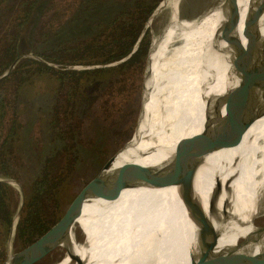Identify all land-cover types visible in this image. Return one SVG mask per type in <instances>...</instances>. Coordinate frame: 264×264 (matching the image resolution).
<instances>
[{"label": "rangeland", "instance_id": "obj_1", "mask_svg": "<svg viewBox=\"0 0 264 264\" xmlns=\"http://www.w3.org/2000/svg\"><path fill=\"white\" fill-rule=\"evenodd\" d=\"M29 1L0 2V63L10 58L6 53L8 48L14 46L17 50L13 63L0 75L7 101L0 131V161L5 162L11 173L5 175L0 166V182L9 185L6 204L12 218L6 225L0 214V264L9 254L22 248L16 224L26 197L31 195L33 182L44 174L45 168L50 177L61 176H58L61 181L56 192L49 191L43 197L44 217L52 225L103 164L132 140L145 93L149 90L145 80L152 39L165 27L152 45L150 68L153 72L152 54L168 34L171 19L177 14L179 20L196 22L220 7L224 0H179L176 14L173 8L164 4L151 20L152 14L142 25L138 20L137 25H141L139 38L147 32L146 49L132 64L126 62L134 51L129 57L112 62L105 59L110 50L117 48L115 39L123 32V20L113 19L122 12H130V18L134 16L138 0H103L99 3L92 0H39L29 20L19 27L17 24ZM140 1L142 5L143 0ZM161 1L150 0L153 4L158 2L157 7ZM179 44V41L171 43L163 57L167 59ZM169 62L159 63L156 81L158 96L169 92L168 110L173 106L176 91L167 84L170 82L167 76L174 73ZM41 66L73 71L74 74L61 82L54 71L44 70ZM17 67V72L12 74L11 70ZM90 70L104 71L87 73ZM158 96L155 95L154 102L156 114L165 119L168 110L165 112L162 108L166 105L160 107L163 102ZM171 125L173 129L178 126L175 121ZM11 127L13 135H8ZM166 127L164 130L168 133ZM123 157L121 155L120 159ZM123 200L120 206L110 208L117 209L108 210L107 217L115 211L110 218L114 226L107 223L108 219L93 231L95 222L101 217V209L106 207V200L95 198L81 211L77 225L72 228L73 241L78 245L77 255L66 264L81 263L89 240L94 238L99 245L107 237L119 238L117 234L124 236L131 230L135 214L131 201L127 197ZM257 207L255 224L261 226L264 223V188L257 192ZM120 248L110 249L106 254H113ZM242 250L254 251V246L246 244ZM66 254L65 247L59 246L37 264H58Z\"/></svg>", "mask_w": 264, "mask_h": 264}, {"label": "bare ground", "instance_id": "obj_2", "mask_svg": "<svg viewBox=\"0 0 264 264\" xmlns=\"http://www.w3.org/2000/svg\"><path fill=\"white\" fill-rule=\"evenodd\" d=\"M178 2L179 0H166L164 4L173 8L176 14ZM235 10L237 18L225 24L227 42L219 37L220 26L226 20V10L222 5L196 22L179 20L177 14L176 17H171L168 34L158 43L157 49H153H156L152 54L153 72L150 68V76L145 81V85L151 90L142 105L138 127L132 140L115 154L109 173L131 163L158 167L170 162L177 141L201 132L204 109L211 108L213 98L237 86L238 78L231 69L230 53L234 50L240 59L246 50L259 42L264 43V0H236ZM174 41H179L180 44L165 59L164 50ZM167 61H170V69L174 72L167 76L170 81L167 84L176 88L173 106L169 110L166 105L169 92L159 96L156 93L159 63L164 65ZM156 94L162 97L163 104H159L160 107L166 105L162 108L165 112L168 110L165 119L156 114ZM253 109L241 113L238 121L240 128L246 125ZM173 121L178 124L176 129L171 125ZM165 126L168 133L164 130ZM121 155H124L122 159ZM216 182L222 190L215 204L214 216L208 214ZM263 187L264 114L244 131L238 144L207 152L195 173L186 181L163 187L142 180L134 187L122 190L115 199L108 200L106 207L99 213L101 217L95 222L93 231L108 219L110 221L107 223L115 225L110 219L115 211L107 217L110 212L108 210L117 204L120 206L119 203L126 200V197L131 201L135 222L124 236L117 234L119 238L107 237L99 245H96V239L89 240L80 264H190L188 256L182 260L180 245L185 235L189 251L193 253L196 250V226L188 220L182 205L183 196L192 189L212 226L219 232L216 250L233 247L246 233L248 235L255 230L251 219L258 208V188ZM250 197L254 199V203H248ZM93 199L95 198L87 199L81 211ZM224 202L228 216L225 219L220 214L224 210ZM185 227L189 229L187 235ZM177 228L180 229L177 231ZM95 236L100 237L98 234ZM56 244L69 250L65 259L58 264H66L77 255L78 245L73 241L71 231L61 234ZM250 246H254L252 252L255 254L263 251L264 238ZM115 247L121 248L113 254H106Z\"/></svg>", "mask_w": 264, "mask_h": 264}, {"label": "water", "instance_id": "obj_3", "mask_svg": "<svg viewBox=\"0 0 264 264\" xmlns=\"http://www.w3.org/2000/svg\"><path fill=\"white\" fill-rule=\"evenodd\" d=\"M165 1L162 0L159 3L149 20L154 17L158 8L164 6ZM221 5L226 10V20L220 26L219 37L220 40L227 42L224 34L225 24L237 18L236 0H224ZM161 34L152 39L148 54L146 79L151 73L150 54L152 45ZM140 39H138L131 53L136 50ZM229 61L233 74L238 78L237 86L226 90L221 96L213 98L211 108L204 109V122L201 132L177 141L170 162L158 167L131 163L125 168L109 173L108 170L115 158V155L112 156L103 164L101 170L77 192L55 223L34 241L9 254L3 264H37L43 260L55 248L59 247L56 242L61 234L66 231L72 232V228L77 225L76 221L81 214L82 205L87 199L113 200L119 196L122 190L132 188L142 180H148L163 187L178 185L195 173L207 152L238 144L244 131L264 114V43L259 42L246 50L240 59L236 52L231 50ZM145 87L147 86L145 85ZM147 88L150 92L151 88ZM148 91L145 93V98L149 93ZM250 108H254L252 114L249 116L246 125L240 128L238 126L240 115ZM221 190L222 187L216 182V187L211 194L210 214L208 215L214 214L215 216V204ZM248 199V203H254V199L252 200L251 197ZM182 205L186 217L196 226L194 232L196 250L193 253L189 251L184 235L180 245L182 260L188 256L190 264H264V250L257 254L242 250V246L257 244L264 238V223L257 226L255 224L256 215L251 219V224L255 227L253 232L239 239L233 247L216 250L219 232L212 226L210 218L204 212L194 189L183 196ZM226 206L224 202V210L220 212L224 219L228 217ZM178 229L180 228H177V231ZM188 232L189 229L185 227V234L187 235ZM65 252L69 253V250L65 248Z\"/></svg>", "mask_w": 264, "mask_h": 264}, {"label": "trees", "instance_id": "obj_4", "mask_svg": "<svg viewBox=\"0 0 264 264\" xmlns=\"http://www.w3.org/2000/svg\"><path fill=\"white\" fill-rule=\"evenodd\" d=\"M2 0H0L1 2ZM39 0H30L28 4L25 5L23 14H22V20L17 24L19 27L26 24V22L29 20L30 16L32 15L34 9L37 6V2ZM103 0H92L93 3H99ZM91 2V0H90ZM143 4L141 5V1L138 0L135 4L137 6V10L135 11V15L130 18V12H122L120 16H117L113 19V21L122 19L123 20V32L115 39L116 47L114 50H110L109 56L105 59L106 62H112L114 60L121 59L131 53V51L134 49V45L137 43L141 25L144 22V20H147V18L152 14V12L156 9L158 2L151 3L150 0H143ZM141 5V6H140ZM139 22H141L140 27L137 25ZM147 32L142 36L140 39L137 49L134 51L132 56L127 60L126 64H132L136 60H138V57H140V54L145 51L146 49V36ZM17 50L14 46H11L6 50V53L8 54V57H10L8 60H5L3 63H0V75L4 73V71L13 63V60L15 59L17 55ZM42 67V66H41ZM44 70H51L54 71L55 74H57V78L62 82L63 79H65L67 76H71L74 74L73 71H62V70H53L50 67L43 66ZM17 68L12 69L11 73L17 72ZM104 70H90L87 73L92 72H102ZM1 83V82H0ZM6 99L4 97V90L0 85V131L1 127L3 125V119L6 114ZM8 135H13V127L10 128V131L8 132ZM0 166L2 168L3 173L5 175L10 176L11 173L8 170L7 165L4 161H0ZM59 176V175H58ZM57 177H50L48 170L45 168L44 174L40 175L38 178L35 179V181L32 184V190L31 195L26 197L23 209L21 211L20 218L16 224V233L17 237L20 240L22 247L28 245L32 241H34L37 237H39L41 234H43L50 226L51 223H49L46 218L44 217L43 212V200L45 194H48V192H56L59 182L61 181V178ZM61 177V176H59ZM9 188V185L6 183L0 182V214L3 215V221L6 223V225H9L11 223V212L8 209V205L6 204V195H7V189ZM57 202V200H56Z\"/></svg>", "mask_w": 264, "mask_h": 264}]
</instances>
